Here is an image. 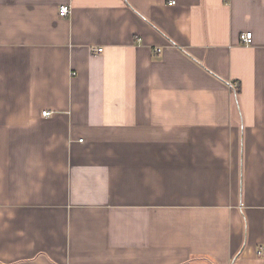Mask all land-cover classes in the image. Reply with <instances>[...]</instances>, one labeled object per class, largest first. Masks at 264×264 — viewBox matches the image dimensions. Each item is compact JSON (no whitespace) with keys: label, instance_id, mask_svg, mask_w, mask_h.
<instances>
[{"label":"crops","instance_id":"1","mask_svg":"<svg viewBox=\"0 0 264 264\" xmlns=\"http://www.w3.org/2000/svg\"><path fill=\"white\" fill-rule=\"evenodd\" d=\"M169 1L0 0V264H264V0Z\"/></svg>","mask_w":264,"mask_h":264},{"label":"built area","instance_id":"2","mask_svg":"<svg viewBox=\"0 0 264 264\" xmlns=\"http://www.w3.org/2000/svg\"><path fill=\"white\" fill-rule=\"evenodd\" d=\"M170 5L176 4V0L169 1ZM72 7L70 4H63L59 7V16L61 17H67L71 13ZM241 40L245 45H251L253 43V33L252 32H246L241 35ZM97 53H101L103 51V48L94 49ZM157 51H161V49H157ZM44 116H50L52 114L51 111H43L42 113ZM259 256H264V245L260 246L258 249Z\"/></svg>","mask_w":264,"mask_h":264}]
</instances>
